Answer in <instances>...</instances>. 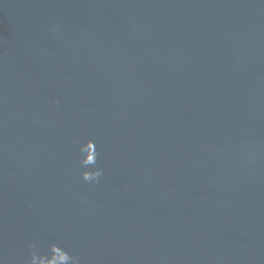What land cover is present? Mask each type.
I'll list each match as a JSON object with an SVG mask.
<instances>
[{"label": "water", "instance_id": "1", "mask_svg": "<svg viewBox=\"0 0 264 264\" xmlns=\"http://www.w3.org/2000/svg\"><path fill=\"white\" fill-rule=\"evenodd\" d=\"M32 242L264 264V0H0V264Z\"/></svg>", "mask_w": 264, "mask_h": 264}, {"label": "clouds", "instance_id": "2", "mask_svg": "<svg viewBox=\"0 0 264 264\" xmlns=\"http://www.w3.org/2000/svg\"><path fill=\"white\" fill-rule=\"evenodd\" d=\"M91 142L96 143L95 140L89 139ZM98 152L94 154L96 157L95 162L93 163V167L85 169L81 171L80 175L84 182L87 183H99L100 178L103 175V169L97 167L98 162ZM37 247L36 242H32L29 245V248L32 250L31 257L28 259L25 264H51L48 255H39L35 249ZM51 254H55L56 256V264H80L79 257L76 255L70 254L67 250L63 247L59 246L58 244L53 243L51 245Z\"/></svg>", "mask_w": 264, "mask_h": 264}]
</instances>
